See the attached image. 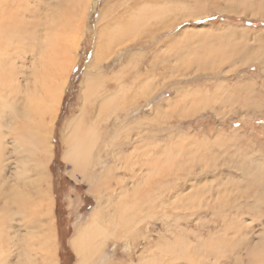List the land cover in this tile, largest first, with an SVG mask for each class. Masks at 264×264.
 I'll use <instances>...</instances> for the list:
<instances>
[{"label": "rangeland", "instance_id": "1", "mask_svg": "<svg viewBox=\"0 0 264 264\" xmlns=\"http://www.w3.org/2000/svg\"><path fill=\"white\" fill-rule=\"evenodd\" d=\"M134 1L30 0L28 8L35 6L37 16L29 18L32 23L26 27L34 31L36 20H44L43 46L50 39L47 28L53 32L65 22L71 29L65 33V56L58 60L61 73L51 82L61 85L62 97L57 113L53 105L48 114L56 118L50 133L53 156L46 168L44 155L16 149L14 117L10 110L0 113L3 254L9 264H23L29 255L33 264H50L53 258L56 264L75 263L68 240L75 226L89 219L97 193L88 184L89 177L72 175V166L62 154L67 124L81 115L83 107L93 119L108 116L103 123L105 134L97 140L90 159H96L102 149L100 154H111L104 160L106 167L119 165L106 179L111 183L107 192L115 201L113 209L126 194L136 192L142 197L137 232L122 240L109 238L93 264L100 256L106 264H213L220 260L222 264H264V0H163L159 9L152 0L147 5L155 6L150 9L154 12L145 15L144 25L129 32L128 11ZM138 8L139 4L133 8L136 18L142 10ZM105 14L114 18L107 39L97 34L108 28ZM63 31L59 26V36L65 37ZM118 38L122 40L117 42ZM98 39L104 42L106 58L100 62L94 60ZM185 54L196 60H182ZM16 55L17 50L12 60L22 63L10 71L12 85H18L23 94L41 97L33 74L40 56ZM86 77L94 89L82 103ZM13 96L21 110L26 96ZM159 105L161 110H155ZM111 143L124 145L108 151ZM133 144H139L137 163L115 162V153L121 150V155H127ZM27 163L31 164L28 176ZM99 167L92 173L99 176ZM18 172L20 179H16ZM44 175L51 181L54 205L50 217L40 216L47 226L49 221L54 225L52 258L48 249L36 245L35 236L28 237L31 214L5 201V194L15 187L44 203ZM37 176H42L43 189L29 190L26 181Z\"/></svg>", "mask_w": 264, "mask_h": 264}, {"label": "bare ground", "instance_id": "2", "mask_svg": "<svg viewBox=\"0 0 264 264\" xmlns=\"http://www.w3.org/2000/svg\"><path fill=\"white\" fill-rule=\"evenodd\" d=\"M26 1L21 0V1H19L20 2L19 3V2H17V0H0V81H1L0 82V113H1V111H3V109L4 110L5 109L10 110L11 115L14 117L16 128H14L13 131H14V134L16 135V138L18 139V141L16 143L19 144V145H16V149L21 150V147H23V148H27L26 149L27 152L34 153L38 157L44 155L43 161H44V167L46 168L47 163L52 159V156H53V144L51 141L50 133H51V129L53 127V124H54V121L56 118V115H54V114L57 113L56 111H57L58 105H59L61 97H62V92H61V88H60L61 85L56 86L54 83H51V82H52V78H54V80H55V78L58 77V72L61 73V69L59 67L58 60L60 57H62V55L65 56L64 54L66 52H65L64 47H66L65 41L67 38V35L65 33H68L71 28H70V26L65 24V22L59 23L57 28L55 27L53 32L51 31L50 28H47L45 32H47V34L50 32V37H49L50 39L48 41V45L43 46L42 43H43V40H45V39H44V37L42 38L40 36L44 35V20L39 19L40 22H38L36 20L34 31H31L30 28H28L29 24L32 23V21H29V18H30V20H35V16H37V14H36L35 6H34V9L32 7L28 8V4L30 3V0L27 1L28 3ZM141 1L142 0L134 1V5L131 3L133 6H131L130 12L128 11V13H130L131 16L129 14V18L127 19V26H126L127 30H129V32H132L134 30V28L137 27V25L138 26L144 25L145 23L142 22V20H144L145 15H150V13L154 12V10H153V12H151L150 9L154 8L155 6L151 7L149 9V6L147 5L148 4L147 2L148 1L151 2L152 0H146V3H143ZM153 1H154V4H156V7L160 8L158 3H162L161 1H163V0H156L157 3L155 0H153ZM138 4H139V7L141 6V8H138V10H140V9H142V10L139 11V13L137 14V18H136L135 16H133L134 15L133 13L135 12L134 11L135 9L133 10V8L135 6H137ZM158 9H156L157 12H158ZM84 10H86V8ZM149 10H150V12H149ZM111 13H113V12H111ZM124 13H126V12H124ZM68 14H69V12H68ZM117 15H119V14H117ZM27 17H28V20H27ZM115 17H117V16H115ZM105 18H106L105 24H109L108 26H106L108 28L107 29L102 28V30L100 29L99 33H97V34H99V36L105 37L107 39V37H109L108 36V34H109L108 30L111 29L110 28V23H111L110 20L113 17H108V15H106ZM151 18H152V16H151ZM134 19H135V21H134ZM71 21H73V20H71ZM68 24H69V21H68ZM27 25H28V27H26ZM59 26L61 28L63 26V28L65 30V31H63L64 32L63 34L65 35V37L59 36V34H58ZM36 28H38L39 30H37ZM112 33H111V35H112ZM56 38H57V40H56ZM118 39H117L118 40L117 42H120L122 40V39L120 40V38H118ZM102 41H103L102 39H98L96 41V43L98 42V45H96L97 47L95 48V51H94V60H96L98 62L106 59L105 53L103 51V46H102V44L104 42L102 43ZM77 45H78V43H77ZM16 50H17V55L14 57H20L21 54H22V57L24 56V54H26V55L30 54V56H33L34 58L36 57V55L40 56V62L38 60V62L35 63L34 68L36 70L34 69L35 72L33 74L36 77V80H37L36 85L38 86L37 90L39 91V89H40L41 97L40 96L35 97V95L27 93V92H25L23 94L21 91V88H19L18 85L17 86H15L14 84L12 85V80H13L12 77L13 76L11 77L10 71H12L14 64L22 63V60H12V55L14 54V52ZM185 53H187L189 55L191 54L190 51L188 52L186 50H185ZM42 54H43V56H42ZM196 55H198V54H196ZM195 58H196V56H194V58H193L191 56L188 57V55L185 54L183 56L182 60H196ZM176 60H178V59H176ZM65 61H68L67 58ZM44 63H45V65H44ZM86 76H88V75H86ZM89 77L92 79L91 76H89ZM89 77L88 78L86 77V79H87L86 82L84 81L85 85H84L83 90H82V99H83L82 103L84 102V100L87 99L88 95L90 94L91 89L93 88V87L91 88V86H92L91 82H89V83L87 82L88 80H90ZM97 78H100V77L98 76ZM33 79H32V81H33ZM94 81L96 82V79ZM18 82H17V84H18ZM33 84H34V82H33ZM49 84H50V86H49ZM51 84H53L52 88H51ZM98 85L99 84H97V86ZM31 86H33V85H31ZM25 88H26V86H25ZM23 90H24V88H23ZM98 91H99V89H98ZM20 93H21V96L18 98H22L23 95H24V97L26 96V99L22 100L23 104L21 105V107H23V108L21 110H19L16 107V104H17L16 98L13 96L14 94H20ZM40 93H39V95H40ZM99 95H101V94H99ZM93 99H92V101H93ZM127 100H128V98H127ZM167 100L168 99H166L164 101V103L168 102ZM94 101H96V100H94ZM104 101H105V99H104ZM170 101L171 100H169V103H170ZM53 105L55 106L54 107V114H53V117H49L48 114L50 113V108ZM110 105H112V104H110ZM160 106L161 105H159L155 110H161L159 108ZM99 110H100V108H99ZM107 117L108 116L106 115L103 118L101 116L98 120L93 119V116L91 115V113H89L87 110L83 109V107H82L81 115L75 116L74 118L71 119V121L67 124V128L69 131H68V133H66V135H64L66 149L62 154V156H63L62 159L65 162L71 164L73 176L76 173H80L81 174L80 176L82 178L86 179L87 177H89L88 184L97 193L96 194L97 195L96 196V205H95V207H93L94 209H93L92 213L90 214L89 219L87 220V222L83 221V223H78V225L76 224L77 226H75V229H74L71 237L68 240L69 246L72 248L73 253L76 255V261L74 264H93L94 263L93 259L96 258L95 256L100 255L99 253L102 251V248L104 247L105 243H107V240L109 238L122 240L124 237H127L129 234H131V232L133 230H135L136 232L138 230V224H139L138 220L140 219L139 218L140 217L139 216L140 204L138 202L142 197L139 196V194H137L136 192H133L130 195L125 193L126 194L124 196L125 199H122L121 201H119V205H118L117 209L114 210L113 208H114V202L115 201H114V199H112L113 197H110L109 193L107 192L111 183L107 182L106 179L112 173V170L114 168H116V166L118 164L113 163V164H110L106 167L104 160L108 155L110 156L111 154H109V153H107L105 155L100 154L102 152V149L101 150L98 149V154H96V157H95L96 159H94L93 161H91V159H90L92 149L94 147L96 148V146H97L96 145L97 140L99 138L101 140V136L105 134L106 126L103 123H105V121L107 120ZM0 118H1V116H0ZM96 118H98V116ZM29 119H30V121H28ZM21 123H22V125H21ZM120 123L122 124V122H120ZM18 125H21L19 129L17 128ZM33 125L35 127H33ZM10 129H11V127H10ZM118 129H120V128L118 127ZM114 130H115V128L113 130H111L112 133ZM113 134H116V133H113ZM121 145H124V144L118 143V146L122 147ZM110 146H111V148H108V151H113V149L115 151H117L120 149V148L118 149L117 148L118 146L113 144V143H111ZM138 149H139V144H133L130 153L127 155H121L122 154L121 150L116 152L115 153V156H116L115 162H118L121 165L123 164L125 166H127V165L130 166V163H131V166L135 165L137 163L136 162L137 160L136 159L134 160V157H137L136 154H137V152H139ZM38 161H39V159L36 161L37 166H38ZM28 164H29V166L27 169ZM98 165H100L99 170H102L99 173V176L95 172L92 173L94 168L98 167ZM30 167H31V164L27 163L26 167H25L26 172H27V176H28V172H29ZM45 168H44V172H45ZM23 169H24V165H23ZM23 169L21 170L20 174H24L25 170H23ZM92 175H94V177ZM31 176L33 177L34 175H31ZM29 178H31V177H29ZM16 179H20L19 172L17 173ZM132 180H133V178H132ZM43 181H44V203L42 202V200L35 201V198H33L32 195H30L28 192L24 196L22 194V192L19 191V189L15 188V187L11 188L10 191L5 194V201H6V204H9V203L10 204H13V203L18 204V206L21 210L26 211L27 216L31 214L30 215L31 218L27 219V221H28L27 223H31V225L28 224V226L31 227V229L27 233L28 237L33 238L35 236L36 245H40L41 249H42V246L44 249H48V252L50 253L49 255L52 258L55 255L54 253L56 250V245H55L56 232L54 230L53 222L49 221V225L47 226L45 223L46 221L44 222V220H42L40 215L49 216V217H50V215H52V210H53V205H54V197L50 191V182L51 181H49L48 175H46V176L44 175ZM41 182H42V176L41 177L37 176L34 179H30L28 182L26 181V186L27 187L30 186L29 190H31L32 188H36L37 190H40V189H43ZM120 194H122V193L120 192ZM120 194H118V196ZM119 197H121V196H119ZM186 204H187V202H186ZM153 209H155V207H153ZM47 223H48V221H47ZM1 225H3V224L0 223V227H1ZM46 227H47V229H46ZM171 232H172V230H171ZM1 239H0V242H1ZM100 241H101V243H100ZM147 244H148V242H147ZM1 247L2 246H0V261L3 260L2 264H9V262L7 260L8 258H6L4 256V254H3L4 251L1 249ZM230 247L231 246H229V248ZM232 248L234 249L235 246L232 245ZM255 254H257V252ZM44 255H46V254H44ZM101 255H102V253H101ZM255 256H257V255H255ZM259 256H260V254H259ZM3 257H4V259H3ZM101 258L102 257L100 256L97 264H106L105 262H103V260ZM53 259H51L50 264H56V259H55V262ZM210 260H211V258H210ZM32 261H33V258H31V256L29 255L28 258H25V262L23 264H33ZM240 261H241V259H240ZM217 262L215 261L213 264H215V263L216 264H222L223 263V261H221V260L218 263ZM20 263H21V261H20ZM247 263H245V264H247Z\"/></svg>", "mask_w": 264, "mask_h": 264}]
</instances>
